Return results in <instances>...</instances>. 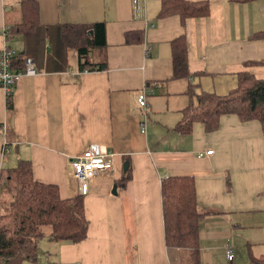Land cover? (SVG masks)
<instances>
[{
	"label": "crops",
	"instance_id": "1",
	"mask_svg": "<svg viewBox=\"0 0 264 264\" xmlns=\"http://www.w3.org/2000/svg\"><path fill=\"white\" fill-rule=\"evenodd\" d=\"M21 1L0 0V49H27L37 72L15 83L11 108L0 87V125L6 126L0 129V171L30 161L36 181L57 185L66 199L78 194L69 157L90 143L114 152L112 169L94 177L83 196L86 237L53 242L44 228L36 261L23 264H191L189 249L165 246L160 190L168 175L193 179L199 264H251L248 254L264 256V134L258 121L227 113L211 131L199 121L187 133L174 130L197 94L223 95L241 72L264 79V65L250 64L264 59V35H255L264 30V0H188L207 1L208 13L183 24L176 14L157 18L159 0H145L144 16L132 0H34L41 25L27 39L8 33L21 20ZM93 22L104 24L105 44L89 51V61L105 67L80 69L76 51L71 58V50H57L55 28L50 35L45 28ZM181 35L186 73L173 77L171 42ZM143 88L144 134L137 102ZM114 184L116 194L110 192Z\"/></svg>",
	"mask_w": 264,
	"mask_h": 264
},
{
	"label": "trees",
	"instance_id": "2",
	"mask_svg": "<svg viewBox=\"0 0 264 264\" xmlns=\"http://www.w3.org/2000/svg\"><path fill=\"white\" fill-rule=\"evenodd\" d=\"M207 1L159 0L158 17L172 14L179 16L181 24L190 17L205 16L208 13ZM37 3L34 0H22L20 3L21 20L8 29V33L21 34L25 39L32 37L39 23ZM46 26L47 34L53 32L56 49L63 54L70 48L77 53L80 69H104L105 63L92 64L89 51L105 44V26L93 22L88 26L82 23L55 24ZM256 36H263L264 30ZM8 37V36H7ZM173 77L186 72V52L184 36L171 42ZM11 70L23 71L26 57H31L26 49L12 55ZM33 60V59H32ZM250 64L264 65V59ZM35 68V67H34ZM37 70V69H36ZM16 87V86H15ZM196 101L181 110V117L174 128L175 132L187 133L192 121H199L204 130L211 131L218 126L221 114H235L239 120H257L264 134V79L254 78L250 73L237 74L236 84L223 95L199 93ZM11 97L6 99L11 108ZM129 174L120 178L124 185ZM193 179L190 176L168 175L161 181V207L166 247L187 248L190 251L191 264L198 262V226L199 213L196 209ZM0 264H23L35 262L38 244L48 228L46 237L50 241L77 243L87 235L88 219L85 216L83 196L76 194L69 198L59 195L55 184L36 181L33 177L30 161H18L15 167L0 171ZM252 264H264V256L253 257L248 254Z\"/></svg>",
	"mask_w": 264,
	"mask_h": 264
},
{
	"label": "built area",
	"instance_id": "3",
	"mask_svg": "<svg viewBox=\"0 0 264 264\" xmlns=\"http://www.w3.org/2000/svg\"><path fill=\"white\" fill-rule=\"evenodd\" d=\"M134 9L138 10L141 8L140 13L145 15V0H132ZM3 38L8 36L7 31L2 29L1 32ZM15 53V50L11 49L8 46H4L0 49V87L4 92V98L8 99L13 95L15 90L16 82L19 81V78L23 75H32L37 72L34 68V61L30 57H26L23 71L14 72L11 70V60L12 55ZM143 88L137 95V102L141 108V118L139 121V130L141 133L146 132V121L147 120V105L148 97ZM5 124L0 125V129L6 131ZM7 149L3 147V153H6ZM212 152L211 149L206 150L205 152H199L197 155L206 156ZM113 156L114 152L111 150H106L97 143H90L85 150L79 155H72L68 159V167L71 172V175L77 181L78 194L85 195L88 193L90 188L91 180L94 179L98 174L102 172H108L112 169L113 166ZM225 259L227 261L232 260V249L230 245L224 247Z\"/></svg>",
	"mask_w": 264,
	"mask_h": 264
},
{
	"label": "rangeland",
	"instance_id": "4",
	"mask_svg": "<svg viewBox=\"0 0 264 264\" xmlns=\"http://www.w3.org/2000/svg\"><path fill=\"white\" fill-rule=\"evenodd\" d=\"M69 50H71V52H70L71 58L73 57V55H74V56L76 55L74 49H69ZM5 195H6V193H5V192H2V194L0 195V197L3 198V199H5V198H6ZM261 216H262V215H261ZM261 221L264 222V215L262 216ZM259 249H260V250H261V249H264V245H263V244L260 245Z\"/></svg>",
	"mask_w": 264,
	"mask_h": 264
},
{
	"label": "water",
	"instance_id": "5",
	"mask_svg": "<svg viewBox=\"0 0 264 264\" xmlns=\"http://www.w3.org/2000/svg\"><path fill=\"white\" fill-rule=\"evenodd\" d=\"M116 185L114 184L113 186H112V190L110 191L111 193H113V194H116Z\"/></svg>",
	"mask_w": 264,
	"mask_h": 264
}]
</instances>
